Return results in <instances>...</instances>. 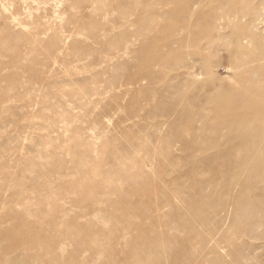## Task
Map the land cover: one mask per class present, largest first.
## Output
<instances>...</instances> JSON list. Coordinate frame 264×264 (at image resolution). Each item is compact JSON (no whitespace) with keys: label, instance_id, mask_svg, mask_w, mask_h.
I'll return each mask as SVG.
<instances>
[{"label":"rangeland","instance_id":"374dc122","mask_svg":"<svg viewBox=\"0 0 264 264\" xmlns=\"http://www.w3.org/2000/svg\"><path fill=\"white\" fill-rule=\"evenodd\" d=\"M254 16L264 0H0V264H264V164L236 128L264 88Z\"/></svg>","mask_w":264,"mask_h":264},{"label":"bare ground","instance_id":"6f19581e","mask_svg":"<svg viewBox=\"0 0 264 264\" xmlns=\"http://www.w3.org/2000/svg\"><path fill=\"white\" fill-rule=\"evenodd\" d=\"M40 1H46V0H40ZM153 13H154V11L150 12L148 14L149 18H152ZM171 14H172L171 17H173V18L171 19L170 23L175 25L176 29H178V26L181 23V21L179 20V17L181 16V17L188 19L194 14V11H193L192 6L189 5L187 7L185 6L184 8L182 6L180 8V10L177 11V9H176ZM262 26H264V18H261L258 16L252 17L250 19L249 29L253 30L254 32H252L250 35H252L253 37H256V38H259V36L261 37L262 33L258 30L261 29ZM167 28H168V24H167ZM213 30H214L213 26H211L210 29L209 28L195 29V30L189 31V33L187 35H189V36L193 35L197 38V37L203 36L204 34H208V36L210 38L211 32ZM62 36H63V34H61V33L56 34L57 40L62 41ZM216 39H219L218 45L219 44L220 45L227 44L225 38H219V37H217V38L212 37V42L214 43ZM56 42H55V44H56ZM193 42H195V41H193ZM188 43H191V42H188ZM56 46H57L58 50L62 49L60 46H58V45H56ZM242 48H243V46H241V44H238L231 51V53L234 54L235 52H237V50H242ZM229 57H230V55H229ZM263 57H264V52H263ZM259 61H260V65H261V63H264L263 58H261V60H259ZM193 62H194V64H193V66H194L195 61H193ZM250 70H252V69L249 68V71ZM254 74L260 75L262 77V76H264V71L262 70V72L259 74L258 70H253V75ZM239 77L242 78L243 75H241ZM255 91H258V92H255ZM251 92H255V97L257 95L256 100H258V101H255V103H249V101L246 98L243 100L244 104L239 108V111H238L243 116V120L241 121V124H239L236 127L237 129H239L242 132L243 135L241 138L243 140H246L248 137H250L251 140L253 141L252 146L249 147L248 149L246 148L248 151H251L253 155L245 160V162H244L245 167H248L250 164H254V162H256V161L259 162V163H257L258 165L264 164V88L258 87V88H256V90H253L252 88H250L249 90H246V95L248 96ZM250 104H252V106ZM229 126H231V125H229ZM249 176H251L252 179H254V178L257 179V178H260L262 176L264 177V171L262 172V174H259L257 172H251L249 174ZM251 178H250V180H251ZM238 206H242L241 200L238 201ZM262 236H264V234Z\"/></svg>","mask_w":264,"mask_h":264}]
</instances>
